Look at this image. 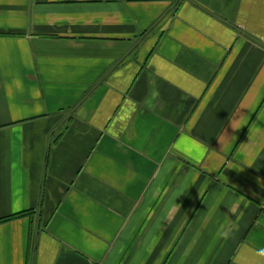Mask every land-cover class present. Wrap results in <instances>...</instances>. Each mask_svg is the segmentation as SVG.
Wrapping results in <instances>:
<instances>
[{
	"label": "crops",
	"instance_id": "obj_1",
	"mask_svg": "<svg viewBox=\"0 0 264 264\" xmlns=\"http://www.w3.org/2000/svg\"><path fill=\"white\" fill-rule=\"evenodd\" d=\"M264 0H0V264H264Z\"/></svg>",
	"mask_w": 264,
	"mask_h": 264
},
{
	"label": "clouds",
	"instance_id": "obj_2",
	"mask_svg": "<svg viewBox=\"0 0 264 264\" xmlns=\"http://www.w3.org/2000/svg\"><path fill=\"white\" fill-rule=\"evenodd\" d=\"M261 255H264V250H261Z\"/></svg>",
	"mask_w": 264,
	"mask_h": 264
}]
</instances>
